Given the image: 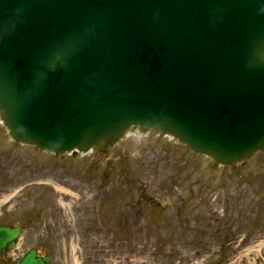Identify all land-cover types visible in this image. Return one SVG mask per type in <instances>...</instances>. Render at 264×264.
Listing matches in <instances>:
<instances>
[{
    "label": "water",
    "instance_id": "water-1",
    "mask_svg": "<svg viewBox=\"0 0 264 264\" xmlns=\"http://www.w3.org/2000/svg\"><path fill=\"white\" fill-rule=\"evenodd\" d=\"M0 119L55 154L138 129L219 165L250 159L264 151V0H0ZM21 236L0 227V256ZM18 264L51 261L32 249Z\"/></svg>",
    "mask_w": 264,
    "mask_h": 264
},
{
    "label": "rangeland",
    "instance_id": "rangeland-1",
    "mask_svg": "<svg viewBox=\"0 0 264 264\" xmlns=\"http://www.w3.org/2000/svg\"><path fill=\"white\" fill-rule=\"evenodd\" d=\"M18 224L20 252L54 264H264V152L222 167L132 131L105 154L59 155L0 120V226Z\"/></svg>",
    "mask_w": 264,
    "mask_h": 264
},
{
    "label": "flooded vegetation",
    "instance_id": "flooded-vegetation-1",
    "mask_svg": "<svg viewBox=\"0 0 264 264\" xmlns=\"http://www.w3.org/2000/svg\"><path fill=\"white\" fill-rule=\"evenodd\" d=\"M17 226V225H16ZM50 239V238H49ZM43 242H46L47 240H43V238L41 239ZM39 256L40 257H50L51 259V264H54V258L50 253L47 252H43L40 249L36 248ZM27 252V251H26ZM21 253L20 252V248L19 245H17L15 248H13L12 250L6 252L5 254H3L0 257V264H18V262L20 261V259L24 256V254L26 253Z\"/></svg>",
    "mask_w": 264,
    "mask_h": 264
}]
</instances>
